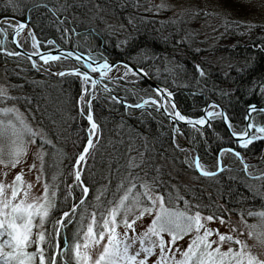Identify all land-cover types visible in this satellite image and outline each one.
Here are the masks:
<instances>
[{"label":"trees","instance_id":"1","mask_svg":"<svg viewBox=\"0 0 264 264\" xmlns=\"http://www.w3.org/2000/svg\"><path fill=\"white\" fill-rule=\"evenodd\" d=\"M226 1L232 6L234 0ZM4 16L28 21L42 50L66 48L101 61H125L143 68L155 83L173 93L179 109L191 119L203 116L205 106L214 100L239 131L245 125L248 105L264 106V96L259 92V86H264V25L228 21L208 35L201 31L206 21L200 20V15L192 19L188 14L156 16L148 11L146 0H0V17ZM0 28L8 34L7 40L0 34V82L5 78L11 96L18 98L9 102L16 104L61 152L56 156L46 149V180L51 184L56 175L59 185L51 222L74 204L79 205L82 187L89 189L84 207L91 212L98 191L114 189L128 175L126 165L132 157L142 163L133 171L134 176L147 174L148 180L156 177L173 195L178 190L192 204L207 206L205 215L216 211L227 218L264 211V179H253L255 176L244 170L233 153H225V158L219 155L222 148H232L257 162L264 154V140L241 148L219 118L202 130L179 125L175 135L168 118L152 105L126 110L101 91V86L92 100L93 118L99 125L98 142L86 164L81 165L83 185L68 190L66 186L76 184L73 165L90 127L86 116L80 115L81 81L74 76L52 75L55 72L45 71L48 65L42 62H38L37 70L23 56H7L6 51H15L12 33L7 25ZM201 33L206 39L199 46V36L204 37ZM81 65L63 60L51 63L50 68L68 71ZM196 65L205 76H200ZM127 79L128 83H105L129 105L157 98L142 79L131 75ZM253 117L257 124H264V114L253 113ZM186 145L195 150L208 171L216 172L217 162L223 158L224 171L215 177L200 175L194 166L189 167L196 153ZM71 213L72 222L66 221L61 232V247L64 233L71 241L80 221V208L75 215Z\"/></svg>","mask_w":264,"mask_h":264},{"label":"snow or ice","instance_id":"2","mask_svg":"<svg viewBox=\"0 0 264 264\" xmlns=\"http://www.w3.org/2000/svg\"><path fill=\"white\" fill-rule=\"evenodd\" d=\"M235 7L248 6L237 4ZM26 27L24 23L14 27L12 43L18 48L22 45L17 38ZM0 34L7 40L8 34L5 29L0 28ZM28 35L32 37L33 51L30 54L6 51V55L16 57L27 55L28 59L32 60V67L37 70L39 66L32 57L38 56L43 65L49 66L45 71H49L50 62L60 61L62 58L74 57L78 62L83 60L81 67L52 73L59 77L74 76L80 79L82 84L78 100L80 115L86 116L90 125L86 144L73 165L72 174L76 184L66 186L68 190L83 185L81 165L86 164L90 152L98 142L99 125L92 114V100L97 98L98 86H102L100 90L107 93L114 102L124 104L126 110L143 109L148 105H152L157 112L163 110L173 121L175 132H179V128L175 127L176 122L196 127L219 118L241 148L246 149L255 141L264 140V124H257L253 117V113L264 114V108L249 104L244 117L245 125L237 131L228 114L215 103L198 119L183 115L177 110L175 102L170 99L172 94L166 89L156 88L157 98L150 97L129 105L122 98L112 96L113 90L105 81L128 83L127 78L130 75L140 79L147 78L148 73L143 68L129 63L113 65L106 58L101 61L91 55L84 59L72 52L61 55L40 53L37 50L40 47L39 42L31 32ZM48 44L52 45L54 42L48 41ZM121 67L122 74L109 76L114 68ZM195 67L201 77L205 76L199 65ZM81 68L86 70L82 71ZM96 73L99 74L98 78L92 75ZM259 92L264 96V86H259ZM17 99L10 95L9 87L0 85V105ZM37 140L40 143L35 158L40 161L39 171L43 173L45 157L48 155L46 149H50L56 156L61 155L60 150L51 139L34 129L14 104L0 106V166L14 169L24 163L28 145L36 144ZM229 152L242 160L240 153L232 148H222L219 155L223 157ZM217 163L216 172L208 171L197 156L189 167L194 166V169L204 177H215L224 171L222 160ZM141 167L142 163H137L134 157L130 158L126 165L128 175L122 177L114 189L105 187L99 190L91 212L84 207L89 189L82 187L80 203L73 205L71 213L75 215L77 208H80V221L71 241L64 233L63 247L61 232L66 227V221L72 222L70 213L65 211L57 220L50 221V216L56 209L58 177L53 175L51 184L45 180L43 194L35 198H30L33 186L24 180L23 170L15 175L11 183L0 181V264H264V258L254 253L252 247L239 238L244 233L238 226L231 224L230 216L225 220L224 216L216 211L205 215L204 208L207 206L192 204L180 195L178 190L173 195V191L165 189L156 177L148 180L147 174L145 177L134 176L133 171ZM35 168L34 162L30 170ZM247 168L248 165L245 164L244 170L247 171ZM4 175L7 176V172ZM36 179L39 182L40 176L38 175ZM253 179H264V176ZM248 215L257 217L259 223L248 224L243 213L240 223L249 229V238L255 237L264 245V211H249ZM145 218L149 219L146 226ZM50 222L51 230L47 227ZM214 222L221 226L228 224L229 232L222 233L219 228L210 227L209 225ZM121 228L123 231H120ZM138 228L142 230L138 231ZM186 238L187 246L182 248L180 242Z\"/></svg>","mask_w":264,"mask_h":264},{"label":"rangeland","instance_id":"3","mask_svg":"<svg viewBox=\"0 0 264 264\" xmlns=\"http://www.w3.org/2000/svg\"><path fill=\"white\" fill-rule=\"evenodd\" d=\"M241 1L243 3H241ZM146 2H147L148 11L156 16L174 17L175 15L183 16L185 14H188L192 19L200 15V20L206 21L203 24L205 27L201 29V31L208 35H212L214 33L215 28L224 25L228 21H235L241 24H248V25H264V0H234L231 2L232 6L226 0H146ZM237 4L247 5L248 7L235 8L234 6ZM205 39H206L205 35L204 37L199 36V40H197L199 42V46L203 45ZM19 41L25 50H27L28 52L33 51L32 37H30L26 33V31L21 33L19 37ZM47 68H49V66H47ZM48 72H58V71L50 68ZM122 73H123V68H119L118 71L115 73V76ZM5 81H6L5 78H3V80L0 82V85L9 87V85L5 83ZM13 104L14 103L7 102L6 105H0V106H12ZM14 105L17 108H19L16 104ZM19 110L21 113L24 114V112L20 108ZM24 116L26 117L25 114ZM27 120L34 129L39 130L44 134V132L40 128L34 126L28 118ZM37 149H38L37 142L36 144H29L27 155L24 158V163L18 165L14 169L4 168L3 166H0V181H3L5 183H11L15 175L21 172V170H23L24 180L26 181V183L32 184L33 186L30 191V198L39 197L43 194V184L46 180L45 172L40 173L39 171L41 167L40 161L35 158ZM223 158H225V155L223 156ZM244 159L246 164L248 165L247 172L251 176H255L257 178L264 176V154H262V156L257 160V162L249 160L248 158H244ZM228 161L229 158H226V163ZM34 162L36 164V168L30 170L31 165ZM250 165L253 166L254 170L252 169V167H250ZM5 172H7V176L4 175ZM38 175L40 176L39 182H37L36 179ZM70 211H72V209ZM243 216H244V220H246L248 224L259 223L257 217L254 216L250 217L248 214H244V213ZM228 219L229 217L225 218V220ZM240 219H241V213L230 215L231 224L233 226H238L241 232L244 233L243 235H240L239 238L241 240L246 241L247 244L252 247V251L254 253L260 254L261 258H264V245H262L255 237L249 238L248 236L249 229H247L243 224L240 223ZM148 222L149 219L145 218L144 226H146ZM209 226L214 229L219 228V230L222 233L229 232L228 224L221 226L218 222H214L211 223ZM137 230L141 231L142 229L138 228ZM120 231H123V229L121 228ZM213 239H215V237H213ZM186 240L187 238L185 239V241L180 242L182 248H185L187 246Z\"/></svg>","mask_w":264,"mask_h":264},{"label":"water","instance_id":"4","mask_svg":"<svg viewBox=\"0 0 264 264\" xmlns=\"http://www.w3.org/2000/svg\"><path fill=\"white\" fill-rule=\"evenodd\" d=\"M20 23H24V24H26L27 25V27L23 30V32L24 31H26V33L28 34L29 32H31L33 35H34V32H33V29H32V27H31V25H30V23L28 22V21H26V20H23V19H21V18H18V17H16V16H4V17H0V25H7V26H10L11 27V29H10V31H11V33H12V37H11V42L13 41V31H14V27L16 26V25H18V24H20ZM22 32V33H23ZM35 36V35H34ZM17 39H19V37L17 38ZM35 39H36V37H35ZM37 40V39H36ZM21 44V43H20ZM12 45H13V47L15 48V50L16 51H19V52H21V53H24V54H30L31 52H28L27 50H25L24 48H23V46L22 47H17L16 46V44H14V43H12ZM40 53H44V54H48V53H50V54H53V55H61L62 53H68V52H72V53H75V54H77V55H80V56H82L84 59H87L88 58V56H86V55H83V54H81V53H79V52H77V51H75V50H71V49H65V48H58V49H54V50H50V51H39ZM21 56H23V57H25V58H27L28 59V56L27 55H21ZM32 59L33 60H36V61H41L40 59H39V57L38 56H33L32 57ZM64 58H62L61 60H63ZM29 60V59H28ZM67 60H70V61H72V62H78V61H76L75 60V58L74 57H72V58H68ZM31 61V63H32V60H30ZM56 62V61H55ZM79 62H81V63H83V60H81V61H79ZM109 62V61H108ZM110 64H113V65H119V64H122V63H127V62H125V61H117V62H109ZM130 64V63H129ZM133 65V64H132ZM122 68V67H121ZM118 69L119 68H114L113 69V71L111 72V73H109V76H112V77H115V73L118 71ZM81 70L82 71H84V70H86V69H83V68H81ZM94 77H96V78H98L99 77V75L98 76H96V75H94V74H92ZM146 84H148L154 91H155V89L156 88H160V89H166L168 92H170L171 94H172V96H171V100L172 101H174L175 102V104H176V101H175V98H174V96H173V93L168 89V88H166V87H164V86H161V85H158L157 83H155L151 78H150V76L148 75V77L147 78H144V79H142ZM156 92V91H155ZM111 95L112 96H116L117 98H119L113 91H112V93H111ZM213 103H215V104H217V105H219V107L220 108H222L223 110H224V108L220 105V104H218V103H216V102H214V101H210L208 104H207V106L204 108V110H203V116L205 115V110H207L208 109V107L210 106V105H212ZM122 104V103H121ZM123 106H124V104H122ZM257 106V105H256ZM176 108H177V110H179L182 114H183V112L179 109V107L177 106V104H176ZM257 108H264L263 106H257ZM131 109H135V108H131ZM136 110V109H135ZM225 111V110H224ZM162 114H164L166 117H167V115L163 112V110H161L160 111ZM184 115V114H183ZM168 118V117H167ZM168 120H169V122L171 123V125H172V128H173V131H174V123H173V121H171L169 118H168ZM179 124L180 125H185V126H189V127H193V126H191V125H188V124H185L184 122H176V124H175V127H178L179 126ZM208 124H206V125H204V126H196V128H204V127H206ZM225 126V125H224ZM226 128V127H225ZM226 130L228 131V133H229V130L226 128ZM175 132V131H174ZM176 133V132H175ZM230 134V133H229ZM232 138V140L235 142V143H237V141L235 140V138H233V137H231ZM189 149L190 150H192L190 147H189ZM241 157H242V155H240ZM240 159V158H239ZM241 160V159H240ZM241 162L245 165L246 163H245V161H244V159H243V157H242V160H241ZM220 173V172H219ZM200 174V173H199Z\"/></svg>","mask_w":264,"mask_h":264},{"label":"flooded vegetation","instance_id":"5","mask_svg":"<svg viewBox=\"0 0 264 264\" xmlns=\"http://www.w3.org/2000/svg\"><path fill=\"white\" fill-rule=\"evenodd\" d=\"M206 106H207V105H206ZM206 106H205V107H206ZM203 110H204V109H203ZM257 141H261V140H257ZM257 141H255V142H257ZM251 145H252V144H251ZM251 145H249V146H251ZM249 146H248V147H249Z\"/></svg>","mask_w":264,"mask_h":264}]
</instances>
